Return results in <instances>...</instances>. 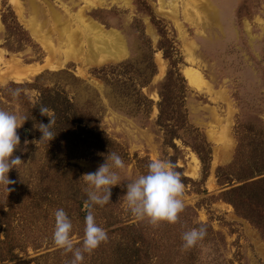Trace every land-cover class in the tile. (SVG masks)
Masks as SVG:
<instances>
[{"label":"rangeland","instance_id":"374dc122","mask_svg":"<svg viewBox=\"0 0 264 264\" xmlns=\"http://www.w3.org/2000/svg\"><path fill=\"white\" fill-rule=\"evenodd\" d=\"M87 1L18 0L19 5H16L13 0H0V75L6 69L5 61H16L21 66L35 65L43 63L48 55L30 31L34 17L30 8L33 4L40 13L35 17L37 24H34L43 34L53 29L54 38L57 36L56 23L49 20L48 12L54 9L69 20L79 35L84 31V22L80 20L83 15L85 21L98 24L104 31H115L123 40L124 53L118 59L88 63L70 53L67 61L55 69L44 67L20 81L11 77L0 78V87L3 88L0 90V102H3L5 110L11 106L7 99L16 89L10 83H32L39 75V82H43L44 87H53L56 83L63 85L78 109H83L87 102L93 104L87 107L91 112L100 108L98 126L112 140L113 148L110 152L99 151L96 154H87L85 149L84 155L66 158L65 169L75 172L84 189L88 185L82 175L95 172L106 162L108 154L115 152L124 161L125 168L112 169L120 176L121 182L111 187L110 202L92 209L98 226L105 231L117 226L120 229L108 233L109 238L105 242L91 253H85L82 264H118L108 256L118 241L127 256L132 254L133 248L125 229L132 224L136 225L145 241L140 251L134 252L136 256H141L139 262L142 261V264H264V240L260 232L238 215L229 202L220 198L219 194L228 183L220 184L218 177L222 174L217 175L218 167L226 166L233 160L239 135L243 140L242 135L249 134L248 128L258 134L253 143L262 142L264 145V0H96L93 4ZM156 22L166 30L170 44L177 51L173 58L180 56L177 68L186 80L184 119L188 128L185 132L178 131L180 137L173 138L174 145L167 142L165 129L156 123L159 115L157 89L169 67L168 59L164 58L158 46L161 36ZM141 32L150 41L156 64V73L149 86L143 89L153 100L146 118L127 113L123 104L111 96L112 85L94 74L95 69L103 66L144 59L146 44ZM159 59L163 64L161 72ZM186 68L195 69L203 75L201 86L189 82ZM71 74L80 80H75ZM55 87L57 89L58 85ZM22 92L28 95L30 101L38 96V90L33 88L24 87ZM190 127L195 128L202 136L201 140L210 145L208 169H202V163L191 147L194 141ZM49 141H45L43 148H55L66 154L64 145L58 149L55 142ZM243 142L246 144L247 141ZM193 154L198 158L195 171ZM216 154L220 161L214 164ZM45 156L40 153L37 157L44 160ZM154 158L171 161L184 177L182 199L188 208L178 214L176 223L161 222L153 226L147 219L137 220L126 210L123 196L127 183L145 174L148 161ZM108 163L111 164V161ZM14 170L15 167L9 172ZM34 186L32 183L30 189H35ZM13 193L0 188V207L5 206L4 203H14L9 195ZM32 203L33 200L28 199L26 204L15 209L13 238L18 260H26L28 264H69L73 259L72 253L56 248L51 239L54 206L49 209L44 204L34 206ZM6 209L4 207L3 210ZM108 216H112L117 223L105 229L103 225ZM71 223L70 238L76 247H82L83 235L79 236L77 231H83L84 224L81 226L78 219ZM195 224L211 228L212 236L198 241L190 254L188 250L177 253L175 250L178 242L181 247L182 234L195 228ZM3 237V231H0V239ZM117 254L116 249L114 258ZM0 264L18 263L0 260Z\"/></svg>","mask_w":264,"mask_h":264},{"label":"trees","instance_id":"16d2710c","mask_svg":"<svg viewBox=\"0 0 264 264\" xmlns=\"http://www.w3.org/2000/svg\"><path fill=\"white\" fill-rule=\"evenodd\" d=\"M156 23L161 36L158 46L162 49L164 58L169 61L166 75L157 89L159 115L156 123L165 129L166 134L164 136L167 142L174 145L172 143L173 138L180 137L177 134L178 131L185 132L188 128L185 126L187 124L184 119L186 115L184 109V98L187 90L186 80L177 68L180 56L173 58L177 51L174 45L170 44L166 30L159 26L158 22ZM141 36L145 38H143V42L146 44L144 59H130L116 65L103 66L100 69H95L94 74L106 84L112 85L114 92L112 91L111 96L123 104L127 113L146 118L151 111L153 100L143 89L149 86L152 76L156 73V64L153 61V51L149 39L143 32H141ZM71 76L75 80H80L72 74ZM40 78L41 75L36 76L32 83H10V86L20 88L21 94L18 97L12 95L8 97L7 101L11 105L8 110H5L3 102H0V109L20 116H28L21 127L16 129L20 137V144L14 149L11 157L19 156L22 163L17 165L13 173H8V178L15 181V183L7 186L14 188L12 190L14 193L9 194L14 203H4L5 206L0 207V231L4 233V237L0 239V260L16 261L18 264H28V261H19L14 250L16 247L13 238L15 209L26 204L28 199H32L34 206L44 204L49 209H53L51 206H54L55 210L63 208L71 222L78 219L83 226L86 216L84 201L88 197L84 187L79 184L75 172L65 169L67 166L66 158L78 154L84 155L85 149L87 154H96L99 151L110 152V148L112 149L114 144L98 126L100 108L91 112L87 107H91L93 104L87 102L83 109H78L77 103L72 97H69L65 87H62L63 85L56 83L53 87H44L45 84L39 82ZM55 85H58L57 89ZM24 87L38 90V96L35 100L30 101L28 95L22 92ZM1 89L3 90L0 87ZM96 97L95 94V100ZM39 107H46L49 110V115H55V125L51 131L56 134L50 141L55 142L58 149L64 145L66 154L64 151L55 148L50 149L47 146L43 148V144L47 140L41 138L42 133L38 126L40 123L47 124L49 118L40 114ZM191 130L194 141L191 147L202 163V169H208L210 145L201 140L202 136L195 128H191ZM247 131L249 134L242 135L243 140L247 141L246 144L239 135L240 140L231 163L217 168V175L222 174L218 177L220 184L228 183L226 189L219 196L229 202L238 215L248 220L260 232L264 240V145L261 141V143H253V139L258 134L251 132V128H248ZM188 135L190 138V134ZM40 153L46 154L44 160H39L40 157H37L40 156ZM27 158L29 159L26 161ZM32 180L35 181L32 182ZM233 180L236 182L231 183ZM32 183L35 184V189H30ZM0 188L5 189V186L0 184ZM97 206L94 205L93 208ZM4 207H7L5 211L3 210ZM187 208L184 207V210ZM105 221L106 223L103 225L105 229L117 223V220H114L112 216L106 217ZM135 226L132 224L125 227L128 233L127 239L131 241L133 248L132 254L127 256L128 253L121 249V243L118 241L114 245V249L108 252L111 261L118 262V264H142V261L139 262L141 256H136L134 252H139L141 244L145 241ZM200 226L201 224L198 226L195 224L194 227ZM118 229H120L118 226L113 229L109 228L106 233ZM77 233L79 236L84 235L83 231H77ZM212 234V229H207L205 238L212 236ZM179 244L178 242V248L175 250L177 253L181 251ZM116 249L118 254L117 258H114ZM146 249L147 247L144 249L145 252ZM59 251L56 250L55 252ZM188 252L189 254L192 253L193 247L188 249ZM132 258H134L135 263Z\"/></svg>","mask_w":264,"mask_h":264},{"label":"clouds","instance_id":"9594fccd","mask_svg":"<svg viewBox=\"0 0 264 264\" xmlns=\"http://www.w3.org/2000/svg\"><path fill=\"white\" fill-rule=\"evenodd\" d=\"M12 96L18 97L21 89L12 90ZM41 115L48 116L47 124L40 123L39 131L43 139L49 141L56 133L51 131L55 125V115H49L46 107H39ZM28 116H20L0 109V184L7 192L12 189L7 186L15 183L8 178V172L22 163L19 156L12 157L14 149L20 144V137L16 129L21 127ZM11 158V159H10ZM111 161V164L108 161ZM147 172L139 175L126 185V194L123 196L126 210L137 220L147 219L153 226L161 222L176 223L178 214L184 210V184L179 172L171 161L154 158L147 164ZM123 169L125 164L120 155L112 152L107 155L106 162L101 164L95 172L82 175L88 187L85 189L87 200L84 201L86 216L84 220V235L82 247H76L70 238L72 223L63 208L54 212V227L52 241L56 248L64 253H72L73 259L69 264H82L85 253H91L100 243L107 240L106 231L97 225L92 211L94 205H106L110 202L111 187L121 182L120 176L112 169ZM207 235L203 225L185 231L182 236L181 250L194 247Z\"/></svg>","mask_w":264,"mask_h":264},{"label":"bare ground","instance_id":"6f19581e","mask_svg":"<svg viewBox=\"0 0 264 264\" xmlns=\"http://www.w3.org/2000/svg\"><path fill=\"white\" fill-rule=\"evenodd\" d=\"M93 1L96 2V0H88L87 2L93 4ZM13 2H16V5H19L18 0H13ZM30 9H32V11L34 12V17L32 18V23L30 25V31L34 34V36H36L40 44L48 51V55L46 56L43 63L35 65L28 64L25 66H21L16 61H5L6 69L3 71V75H0V78L2 80L11 77L15 81H20L30 74L39 72L44 67L55 69L67 61V59L70 57L68 54L70 53L74 57H79L80 59H82V61L84 60L88 63H100L105 60L118 59L124 53V50H122L124 48H122V46H124L123 40L121 36L118 35V33H116L115 31H104L98 24L94 22L90 23L87 20L86 22L83 15L82 17L80 16V20L84 22V31L79 35L73 30V25L69 22L68 19L63 18L58 11L51 9L50 11H48L50 15L49 20H52L56 23L55 31L57 33V36L56 38H54L53 35L55 33L53 34V32H51L53 29L51 31L49 30L50 32L48 33L44 32L45 34H43L39 32V28L36 25L37 23L35 21L36 15L40 14L38 7L33 4ZM55 41L57 44L55 43ZM0 60H2L1 53ZM161 60L159 59L158 61L160 72L163 70V64ZM185 74L189 78L190 83L192 82L198 86H201L200 84L204 78L199 71L191 68H186ZM226 154L227 153H225V155ZM193 160V162L195 163V171L198 165V158L194 154ZM218 160L219 156L216 154L214 156L213 163L215 164Z\"/></svg>","mask_w":264,"mask_h":264}]
</instances>
